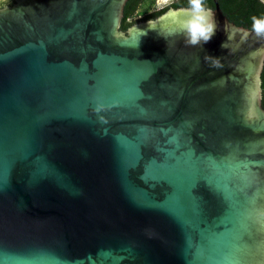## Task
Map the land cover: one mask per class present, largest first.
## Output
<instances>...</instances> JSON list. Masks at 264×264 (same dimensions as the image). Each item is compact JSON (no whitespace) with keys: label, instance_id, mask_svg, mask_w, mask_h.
Here are the masks:
<instances>
[{"label":"water","instance_id":"water-1","mask_svg":"<svg viewBox=\"0 0 264 264\" xmlns=\"http://www.w3.org/2000/svg\"><path fill=\"white\" fill-rule=\"evenodd\" d=\"M127 1L0 7V264H264V39Z\"/></svg>","mask_w":264,"mask_h":264},{"label":"clouds","instance_id":"clouds-1","mask_svg":"<svg viewBox=\"0 0 264 264\" xmlns=\"http://www.w3.org/2000/svg\"><path fill=\"white\" fill-rule=\"evenodd\" d=\"M173 2L174 0H164V5ZM157 5L161 6V0H157ZM148 25L152 26L145 30L140 29L143 34H147L148 30L159 33L160 29L171 28L174 33L178 32L183 36L186 46L192 47H202L203 44L210 42L218 27L215 12L208 6L207 0H188L186 7H168V11L159 17L157 22L150 20ZM251 31L256 37L264 39V16L252 17ZM222 47H225V44ZM205 61L211 68L223 67L218 57L206 55Z\"/></svg>","mask_w":264,"mask_h":264},{"label":"trees","instance_id":"trees-1","mask_svg":"<svg viewBox=\"0 0 264 264\" xmlns=\"http://www.w3.org/2000/svg\"><path fill=\"white\" fill-rule=\"evenodd\" d=\"M6 0L0 2V7H3ZM214 1L219 5L222 14L236 26L243 27L251 30L252 17L264 16V2L262 0H207L208 6L214 9ZM14 2V1H12ZM11 2V3H12ZM10 3V4H11ZM146 0H128L124 10L123 18L120 25L121 31H126L131 25L138 21L152 20L165 12L168 7H186L188 0H174L173 3L167 5L164 9L147 15V6L145 8ZM139 16V19H136ZM261 88V105L264 109V61L260 76Z\"/></svg>","mask_w":264,"mask_h":264},{"label":"rangeland","instance_id":"rangeland-1","mask_svg":"<svg viewBox=\"0 0 264 264\" xmlns=\"http://www.w3.org/2000/svg\"><path fill=\"white\" fill-rule=\"evenodd\" d=\"M147 6V10H152V9H157V8H161V7H164V6H167V5H164V0H161V6L158 7L157 5V0H146V3H145V8ZM140 17L137 16L136 19H139Z\"/></svg>","mask_w":264,"mask_h":264},{"label":"flooded vegetation","instance_id":"flooded-vegetation-1","mask_svg":"<svg viewBox=\"0 0 264 264\" xmlns=\"http://www.w3.org/2000/svg\"><path fill=\"white\" fill-rule=\"evenodd\" d=\"M12 1H15V0H11V2H12ZM11 2H10V1L6 2L4 6L9 5ZM165 7H167V6H164V7H161V8H157V9L149 10L146 14L149 15V14H151V13H154V12L160 11V10L164 9ZM145 21H148V20H145ZM138 22H139V21H138Z\"/></svg>","mask_w":264,"mask_h":264},{"label":"built area","instance_id":"built-area-1","mask_svg":"<svg viewBox=\"0 0 264 264\" xmlns=\"http://www.w3.org/2000/svg\"><path fill=\"white\" fill-rule=\"evenodd\" d=\"M3 1H6V0H0V2H3Z\"/></svg>","mask_w":264,"mask_h":264}]
</instances>
